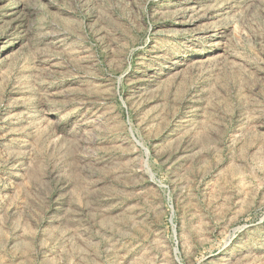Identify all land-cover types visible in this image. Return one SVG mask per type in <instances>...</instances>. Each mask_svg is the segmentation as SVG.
I'll return each mask as SVG.
<instances>
[{"label": "rangeland", "instance_id": "374dc122", "mask_svg": "<svg viewBox=\"0 0 264 264\" xmlns=\"http://www.w3.org/2000/svg\"><path fill=\"white\" fill-rule=\"evenodd\" d=\"M0 264H264V0H0Z\"/></svg>", "mask_w": 264, "mask_h": 264}]
</instances>
